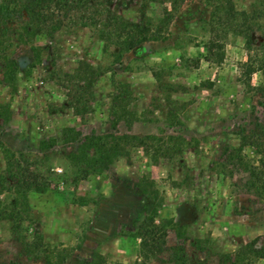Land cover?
I'll use <instances>...</instances> for the list:
<instances>
[{
    "label": "rangeland",
    "instance_id": "374dc122",
    "mask_svg": "<svg viewBox=\"0 0 264 264\" xmlns=\"http://www.w3.org/2000/svg\"><path fill=\"white\" fill-rule=\"evenodd\" d=\"M219 1L260 15L250 42L212 27ZM102 3L131 21L144 5L151 17L169 6ZM20 27L0 28V174L13 154L49 189L28 193L29 208L16 207L13 192L0 194V264H239L241 248L264 247V174L248 171L260 156L239 150L242 134L264 126V0H184L166 39L121 55L75 20L51 36ZM212 41L224 44L221 62ZM81 62L100 74L84 93L75 77ZM81 94L89 111L78 114ZM111 133L185 142L158 162L135 147L98 171L100 155L85 137ZM84 170L93 173L82 179ZM154 189L163 201L156 222L180 226H167L164 250L143 262L136 233Z\"/></svg>",
    "mask_w": 264,
    "mask_h": 264
},
{
    "label": "trees",
    "instance_id": "16d2710c",
    "mask_svg": "<svg viewBox=\"0 0 264 264\" xmlns=\"http://www.w3.org/2000/svg\"><path fill=\"white\" fill-rule=\"evenodd\" d=\"M146 2H157L164 6L163 13L159 17H151L146 13L145 5L141 8L139 21L127 20L120 14H116L102 3V0H0V28L5 29L9 22L15 20L21 25L22 35L35 37L37 35H53L59 30L65 21H74L84 27L94 29L98 37L110 45L116 46L120 54L147 41L166 39L169 26L184 0H145ZM219 1L216 10L213 12L211 25L223 28L226 33L230 31L244 36L247 41H251L255 23L260 17L257 12H238L231 1ZM213 31L218 32L217 28ZM217 48V61L223 59L222 49L224 44L212 41L210 50ZM249 74V72H247ZM99 72L89 63L81 62L75 70V77L78 78L80 90L86 91L95 81ZM243 83L251 85L249 81L242 80ZM80 106H75L78 114L86 113L89 108L84 102L81 94L76 100ZM2 114H0L1 117ZM79 136V134H77ZM170 144L165 146L163 140L155 135L137 136L130 134H107L85 137V147L94 149L100 155V168H105L107 163L121 157H129L130 151L135 147H142L146 153H151V157L158 162L166 155L179 153V145L185 142L182 137H168ZM241 145L239 150L245 146L254 147L259 154V166H250L248 171L252 176L261 172L264 174V126L258 132L244 133L241 135ZM78 141V137L75 138ZM16 170H14V168ZM93 171V170H92ZM97 171V170H95ZM82 179L87 178L91 173L84 170ZM15 180L13 184L10 181ZM49 189V182L36 171L28 168L22 169L21 163L13 156L9 155L5 170L0 174V194L4 192L14 193V205L29 208L27 195L30 192L45 193ZM154 207L150 214L145 217L138 226L136 237L140 238L138 255L143 262H148L157 253L164 250L167 245V226L170 229L179 227V223L174 219H168L164 223L156 222L161 210L163 201L159 197V191L153 190ZM13 205V206H14ZM16 207H12L11 217H14ZM241 260L239 264H251L255 260L264 259V247L256 248L249 244L240 250ZM99 259L101 257L99 256ZM101 261V260H100ZM99 261H86L85 264H97ZM8 264H15L10 262Z\"/></svg>",
    "mask_w": 264,
    "mask_h": 264
}]
</instances>
